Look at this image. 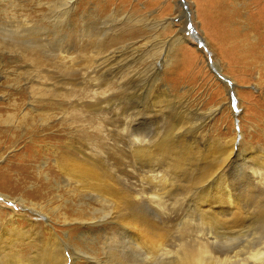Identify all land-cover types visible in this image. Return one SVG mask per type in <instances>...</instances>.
Listing matches in <instances>:
<instances>
[{
  "label": "rangeland",
  "instance_id": "1",
  "mask_svg": "<svg viewBox=\"0 0 264 264\" xmlns=\"http://www.w3.org/2000/svg\"><path fill=\"white\" fill-rule=\"evenodd\" d=\"M263 2L0 0V192L10 200H0L6 208L0 211V221H11L10 209L17 215L10 228L30 231L17 247L9 245L11 254L16 251L27 261L40 251V242L50 239L66 244V264H112L107 262L116 247L123 261L130 263L134 257L140 263L141 251L133 254L122 224L104 217V203L77 191L75 184L62 188L67 178L60 171L67 159L82 163L87 157L111 162L126 158L135 164L129 135L136 131L148 136L169 133L179 150L192 145L198 159L230 149L231 141L236 149L225 176L215 175L204 186L183 187L171 199L162 198L161 205L150 204L147 216L151 224L168 230L171 255H154L149 264H182L185 250L205 240L210 245L205 254L209 258L204 255L208 264H264V256L259 258L264 251L261 221L241 220L242 228H231L233 232L228 224L223 228L203 220L199 211L205 186L213 189L228 179L234 194H244L242 154L251 145L264 149V56L246 51L252 36L264 48V24L258 23ZM199 4L206 6L198 10ZM211 13L214 18L228 15L234 23L230 29L238 39L226 43L233 50L228 59L207 35ZM170 22L174 26L169 27ZM179 33L184 39L177 45ZM99 49L102 61L97 60ZM60 51L69 54L66 65L58 62ZM103 63L108 64L98 67ZM105 165L120 173V165ZM136 167L135 172L141 168ZM190 169L186 164L181 172ZM20 197L51 204L58 214H69V224L45 209L47 221L17 203ZM78 217H85L87 225L74 223Z\"/></svg>",
  "mask_w": 264,
  "mask_h": 264
},
{
  "label": "bare ground",
  "instance_id": "2",
  "mask_svg": "<svg viewBox=\"0 0 264 264\" xmlns=\"http://www.w3.org/2000/svg\"><path fill=\"white\" fill-rule=\"evenodd\" d=\"M199 6L200 7L197 6L198 10L201 8L202 4H199ZM205 6L206 5L203 4L202 8H204ZM261 13H262V18L259 19L258 21L259 25L260 23L261 25L264 24V8L262 9ZM211 14H213L212 15L213 20L211 21L209 19L210 24H211V30L207 32V35L209 37L210 36L213 37L217 48L220 51H222L221 53L224 54V58L228 59L233 54V50L232 49L230 50V45L228 47L226 43L228 42L231 43L230 42L231 40L233 42L234 38L236 37L238 39V36L236 35V31H233L230 29V26H233L234 23L230 22L228 15H224V16L218 15V17L214 18V13H211ZM168 24H169V27L174 26L171 24V22ZM252 25L253 27H255L254 24ZM164 27L165 26H163V28ZM180 34L181 33H179L175 38V42L177 43V45L183 42V39H184V36ZM258 39H259L258 37L252 36L251 40L254 43V45L252 42H249V44L247 45L249 47H246V51L249 53L253 52L254 55L264 56V51L261 52V50H263L264 48H261L262 45H259L260 39L259 40ZM95 41L96 40L94 39L93 45L95 44ZM253 46L254 48H252ZM255 48L257 49L256 51H255ZM63 52L61 53L60 51L61 55L63 56H60V60H58V62H60L61 64L64 63V65H66L65 62H67V59H69V54L63 53ZM97 54H98L97 57H99L97 58V60L102 61L101 59L102 56H99V54L100 55L104 54L102 49H99ZM104 63L103 65L102 64L98 65V67L100 66L105 67L108 64V63L106 64ZM220 109L221 108L219 107L218 110ZM25 116H27V114L23 116L24 121L26 118ZM7 119H5L4 121L5 123ZM10 119H11V122H15L13 121V117H10ZM174 128L175 127L171 126L170 129L174 131ZM172 135H174V133ZM153 136H148V134L141 135V133L136 132V131H133L131 135H129V138H131L129 140L130 144L133 148H135L133 149L134 152H132L135 154V156H133V162L135 161V164L141 167L136 172H135L137 168L136 165L133 164L132 162H129L128 159L126 158H117L111 162L110 160L109 161L104 160V159L95 160L90 157H87L85 160H83L84 162L82 163H77V161L74 163H72L71 161L69 163V159H67L66 161L61 163L62 165L58 164V166L60 165V171L62 172L61 174L65 175L67 178V179L65 178L63 179L62 184H61L62 188L68 189L69 184L70 185L75 184L77 191L79 192L83 191V193L85 192V194H89L91 198H97L99 201L101 200L104 203V206L106 207L105 209L106 211L104 210L106 215L104 217H109L111 221L122 224L125 230V233L128 234L129 236V241H130L129 246L133 250V254H134V251L136 250L141 251V254L140 253L139 254L142 257L141 258L142 260L140 261V263H137V264H149L152 262V259H150V258H153L152 256L154 255H159L160 257L161 255L168 256L171 250V249L166 248L167 246L166 243L168 241V232H167L168 230L166 231L165 229L161 227L158 228L154 226L155 224L154 225L151 224V220L149 219V216H147L148 215L147 209L150 208V204L158 203L161 205V201H163L162 198L171 199L170 197L175 195V193L178 194L180 190H183V187H186V186L190 187V186H196V185L204 186L205 184H207V182L211 181L209 180V178H213L215 175L223 174L222 176H225L224 173L227 167V163H231L233 159L236 158V155H235L236 149L234 146L235 142H232V141L230 142V145H231L230 149L225 150L224 152L221 151L222 153L215 152L214 155L213 154L210 155L209 153H207L202 158L198 159V157L194 156L196 155L195 154L196 151L193 152V148H191L192 145L190 148H188L183 144L181 145L183 146L182 150H179V145H177V142L173 140L174 137L171 138L169 136V133L166 135H162V136L161 134L158 135L156 133L155 136L154 137ZM163 136H166V137H163ZM122 137H124V135ZM249 145H251V143H249ZM199 154H200V150H199ZM242 155L244 156L243 161H242L244 164L242 163L243 164L242 167L244 166V169H245V178H244V187H243L244 194H241L240 191H239L240 195L234 194L233 193L234 189L230 187L232 184L229 185V183L231 182H229L228 179H225L219 182L217 181L218 182V184L216 182L217 187L213 189L211 188L208 189V187L206 186L202 188L201 196L199 197L200 198L199 207H201L199 211L202 215L201 217H203V220H210L211 222L222 224L223 228L225 227L224 226L225 224H228V230L231 228L237 229L236 227L242 228L243 225L239 226L241 220H243L245 223L249 221H261L262 224L264 225V149L255 148V147H252L251 145L246 150H244V153ZM196 159H198L200 164L198 165L195 164L197 161ZM185 161L186 163H184ZM160 162H164V163L159 165ZM105 164H111L117 167L118 165H120V168H121L120 173L119 174L113 173L110 170V168L106 166ZM186 164L187 165L190 164L191 169L188 172H181L184 169ZM198 167L202 168V171L201 169L199 171L197 169ZM221 178L224 179V177H221ZM229 179L232 180V178H229ZM69 180L71 182H69ZM3 182L4 181H0V185H3L2 184ZM182 183H184L185 185ZM57 187H59V185ZM154 188H158V190H155L153 192ZM1 193L2 192H0V200H3V199L9 200L8 199L9 197L7 195H3ZM157 193H160V194H157ZM17 203L22 204L23 206H25V208H29L31 212H34V213L37 212L36 214L43 215L47 221L50 220L51 214H54V215H59V217L64 220L65 225L69 224V219H70L69 214H66V213L58 214L57 213L58 209L56 207L54 208L50 207L51 204L48 206H42L39 203H32V202L28 203L27 199H24L22 197L18 199ZM228 207L233 208V210L232 211L227 210L226 208ZM250 207H252L253 210L251 209V211L249 212ZM216 208L218 209L216 210ZM1 209H6V208H4L0 204V211ZM45 209L48 210V212L50 213V216L48 215V213L44 212ZM8 210L10 212L9 219L11 221L9 220H7V222L0 221V264L1 263L2 264H66L67 257L65 256V253H64L66 244L61 245L56 240L52 241L49 239V241H46L43 243L40 242V245H38V248L40 251L36 255L30 258L28 257L29 259H27V261H26V257H21L17 255L16 251L15 252L12 251V254H11L9 245H12V246L14 245L13 246L14 248L17 247L15 246V244L21 243L23 242V240L29 238L28 233H30V231L27 229H23L21 227L20 229L18 228L11 229L10 227L14 225L12 222L13 220H15V218H17V215L14 213V211L10 209ZM1 214L2 212L0 213V215ZM74 220H75L74 223H80V225L82 226L85 224L87 225L88 223V220L85 217L84 218L78 217V218H75ZM91 220H95V219H91ZM93 224L97 225V223H93ZM219 228H221V226ZM113 235H115V233ZM203 242H206V243H203ZM202 243L203 244H200V246L197 248H194V247L187 248L183 256L180 257V262L182 264L183 263L184 264H208V262L211 263L210 260L208 262L204 260L207 257L206 255H208L207 253H209L208 248L210 245L209 246L207 245L208 244L207 240L202 241ZM184 249L182 250L183 252H184ZM121 251H122L121 248H117V247L113 248L110 253L111 260L109 259L107 263L134 264L135 262L136 264V261L133 260L134 257L129 258L130 260H128V262L130 263H127L125 260L124 262L122 259V257L124 256L119 255ZM136 255H137V252H136ZM257 255L254 254V256H257ZM260 255H258L260 256L259 258L264 256V251L261 252ZM211 256L212 255L210 254V259H211ZM258 256L256 258L255 257L253 258L257 259ZM22 258L24 259L22 260ZM214 258L217 261L216 257ZM150 260L151 262H149ZM215 260H212V261L214 262ZM218 260H219V257H218ZM262 260L263 259H261V262ZM205 261L207 263H205ZM72 264H77V261L73 260Z\"/></svg>",
  "mask_w": 264,
  "mask_h": 264
}]
</instances>
